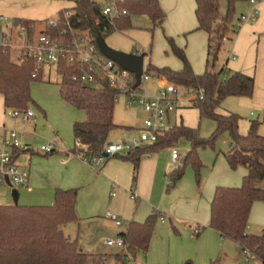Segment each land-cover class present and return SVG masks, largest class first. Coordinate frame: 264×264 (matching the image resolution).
Instances as JSON below:
<instances>
[{
    "label": "trees",
    "instance_id": "16d2710c",
    "mask_svg": "<svg viewBox=\"0 0 264 264\" xmlns=\"http://www.w3.org/2000/svg\"><path fill=\"white\" fill-rule=\"evenodd\" d=\"M73 1L75 7L70 10L73 13L70 19L72 28L88 31L94 38L96 34L105 39L113 32L130 30L132 17H148L154 27L161 26L165 20L158 0H124L122 7L127 15L113 21L102 17L101 7L93 0ZM194 1L197 30L209 36L204 73L196 75L193 72L184 50L176 47L171 39L182 69H158L148 64L144 74L164 78L179 87L201 90L203 98L195 99L191 104L198 110L200 119L208 118L216 124L215 130L210 138L202 139L197 129L182 124L174 125L155 144L135 149L124 159L133 164L136 176L142 157L164 148H172L180 139L186 140L190 150L181 164L169 173L171 188L182 178L186 164H190L198 176L202 164L197 150L206 146L213 147L217 138L227 133L230 149L224 158L230 169L244 168L247 175L242 179L240 187L215 189L210 204L209 228L217 231L222 238L237 243L243 251L264 264V228L259 235L247 233L253 204L264 202V137L258 134V122L252 121L248 133L242 136L238 132L237 115L217 112L226 98H250L253 94L252 76L231 72L225 66L216 69L215 65L222 38L232 23L235 6L248 0ZM222 1L226 2L224 15L219 10ZM23 23L35 25L34 22ZM57 31L44 24L45 34L56 36ZM77 71L78 67H71L64 61L56 66V73L61 78L58 83L59 94L65 103L86 115L83 122H75L72 126L75 146L71 152L80 157L94 156L102 152L110 133L119 129L113 122L119 94L109 87L106 78H99L92 86L73 82L72 75ZM34 73L36 77L32 78ZM42 74L43 69H38L23 53L13 59L9 50L0 49V96L4 107L27 108L32 102L30 85L33 81H42ZM75 200L76 190H56L54 203L49 207L0 206V264H87L88 256L80 250L77 241L68 239L61 230L62 226L77 221ZM161 218L165 219V216L155 211L142 224L130 222L126 233L119 235L125 241L126 253L136 259L138 251H147L155 225ZM115 258L119 261L123 259L120 256Z\"/></svg>",
    "mask_w": 264,
    "mask_h": 264
},
{
    "label": "crops",
    "instance_id": "0c3cea01",
    "mask_svg": "<svg viewBox=\"0 0 264 264\" xmlns=\"http://www.w3.org/2000/svg\"><path fill=\"white\" fill-rule=\"evenodd\" d=\"M171 1L173 5L171 12L174 14H178L181 7H183V10L186 9L187 13L191 10L195 11L196 9L194 0H158L161 9L164 11L167 10V6ZM104 4L105 0H103V5ZM244 5L245 13H249L252 6L248 1L244 2ZM74 7L75 3L73 0H0V16L7 18L11 22H34L35 26L40 23L42 24V30L45 22L64 11L72 10ZM255 8L258 11V16L254 23H239L237 27H231V25H229V29L235 30V35L233 42L228 46V51L230 56L234 57L235 60H232L230 64L227 59L222 67L225 66L226 69L231 72H239L253 77V94L250 98L240 97V104L249 107L251 109L249 116L251 118L256 116V122H261V125L264 126V0H257ZM190 23L183 32H189L191 30L199 31L197 30V21L196 23ZM202 32L204 33V38L206 37L207 57L209 36L204 31ZM131 53L135 55L140 54L137 51ZM146 57L147 56H145L144 61ZM188 57L190 58L189 54ZM217 112L223 115L233 114L223 111L221 106ZM238 118L240 122L242 118L239 116ZM85 119V113L79 111L73 124L75 122H83ZM251 122L252 121H250V123ZM14 123H16V121H14ZM18 123L19 126H13L11 128H15L23 133L22 139L25 144L28 145V149L19 154L17 163L21 168L28 171L29 181L27 187L23 188L20 195L17 192V205L18 202H21V206L45 205L42 207H49L54 203V192L56 190H76L74 210L77 222L78 220L88 222V229H91V227L97 229V225L100 222H106L116 227L114 223L106 217L107 214H113L124 223L122 230L118 231L116 229V231L106 233V238L111 240L114 237H118L121 233H126L130 222L138 224L144 223L147 217L150 216L152 212L156 211V207L164 206V199L168 197V204L175 205L176 209L179 208L184 210V213L185 210L188 209L190 214L185 215V213L182 215L177 211L178 209L174 210L175 208H172L171 205L170 207L167 206L169 209L168 213H166L168 218L165 216L164 220H159V224L156 223L155 230L149 243V247L151 246V260L152 258H156L160 259V261L163 262L162 264H170L171 254L174 251L179 256V260L187 264H262L252 254L247 253L245 255L244 251L237 243L222 238L217 231L209 228L210 221L207 219L205 211L201 214L204 205L199 199L195 198L189 202H183L182 199L175 200L176 197L174 198L173 193L178 192L177 188H175V192L168 195L165 194L163 183L164 177L167 176L171 170V148L170 153L165 158L161 156V153H149V155L142 157L135 176L133 164L125 160V156L109 159L102 166L93 168L84 165L80 160V156L73 154L65 145H60V152L55 157L49 159L45 157L44 160L34 159V152L31 144L33 142V137H35L34 132L41 126H44L45 123L41 116H36L35 123ZM1 126L6 127V124L0 122V127ZM117 126H119V129H116L118 131L117 133L121 136L120 140L123 141L131 140L135 137L132 135L133 131L139 132L142 124H138L134 127L131 125ZM244 131L245 128L241 127L242 134H244ZM107 143L117 142L111 140L109 135ZM147 146L149 145L143 146L142 148ZM20 158H22L21 162ZM227 167H229L227 162L226 164L221 162L220 169L225 171V179L223 182L217 181L209 183L207 186L202 184L200 192L205 193V189L207 188L208 199L210 198L211 200V196H214L217 187H238L239 177L243 179L247 175V170L244 168H239L241 170H239L240 172L237 175H234V173L229 174L226 172ZM132 191L137 195V200L135 201L130 198V193ZM11 201L13 205L10 206H14L15 203L12 195L10 199L5 191L0 188V205H9ZM255 209L261 212H255V214L252 215L254 217L258 216L260 213L257 221L259 229L256 234L259 235L264 228V204L257 203ZM162 214L164 215V213ZM172 216H175L173 223L171 220ZM190 222L193 224L195 223V225H191ZM64 226L61 227L63 234L68 239L72 240L70 235H68L67 232L65 233ZM172 231L178 235L177 238L173 235ZM100 232L102 233V231ZM247 233L253 234L248 230V226ZM192 234L199 237L198 241L192 242L194 241ZM186 241L188 243H186ZM227 241L234 243L238 248L237 259L232 262L229 261L230 258L227 257L225 252L219 251V248L221 250V246L224 248ZM77 243L80 250L88 256L87 264L90 259L96 257H98L100 262H103L102 256L104 255L89 253V250H93V246L89 244V247H85V245H80L78 241ZM116 248L117 250L111 255L114 258L115 256L123 258L125 250L119 247ZM109 257L110 255H105L104 259H108Z\"/></svg>",
    "mask_w": 264,
    "mask_h": 264
},
{
    "label": "rangeland",
    "instance_id": "374dc122",
    "mask_svg": "<svg viewBox=\"0 0 264 264\" xmlns=\"http://www.w3.org/2000/svg\"><path fill=\"white\" fill-rule=\"evenodd\" d=\"M98 3L99 6L103 5V0H93ZM172 1L167 6V10L164 11L165 14V22L161 26H153L152 22L148 17H132L131 24L132 28L125 32H113L105 37V42L107 46L110 48L123 52V53H131V52H139L140 54L145 53L147 57L144 61V68L151 64L153 67L158 69L168 68L172 71H179L182 69V63L180 59L175 55L173 46L170 40H173V44L184 50V54L193 70V72L197 75L203 74L206 69V37L204 38V33L202 31H189L183 32L190 22L196 23L195 11L191 10L187 13V10L181 7L178 11V14H174L171 12L172 10ZM182 9V10H181ZM220 14L224 15L226 12V2H220ZM168 11V12H167ZM245 13V5L243 3H238L235 6L233 12V20L230 24L231 27H237L239 24L240 15ZM190 23V24H192ZM42 24L38 23L36 26V31L41 30ZM225 35V34H224ZM229 44L221 47L220 52L218 54V58L215 62L216 69L222 67L225 61L228 59L231 64L232 59L229 54ZM12 58L18 57V51L13 49L11 50ZM190 55V58L188 57ZM211 61V59H210ZM60 76L55 72L53 67H45L42 74V81H33L30 85V96L32 102L28 105V107L36 114L37 117L41 116L44 121V126H41L39 129L34 132L35 137H33L32 149L34 152V159L44 160L45 157L47 159L51 157H55L59 154L60 145H65L69 150L74 149V137L72 133V125L73 121H75L77 111L75 108L63 102L59 94L58 83L60 82ZM162 79L157 76L150 75V80L141 86V90L144 94L149 97H155L162 85ZM166 80V79H165ZM177 86V85H176ZM184 98L179 99L177 102V106L175 111L171 114V121L174 125H180L190 128L197 129L200 138L208 139L213 134L216 124L208 119L202 118L200 119L198 110L188 101V93H184ZM221 109L225 112L237 114L241 119L239 122L238 132L240 135L245 136L248 133L250 127V121H256V116L251 118L250 112L251 109L246 107L243 104H240V97H229L226 98L221 105ZM4 106L2 97L0 96V122L6 124L7 128H11L13 126H19V123L10 120L3 114ZM45 116V117H44ZM145 118L144 114L140 111L137 105H133L129 108L125 105V98L122 95L117 96L116 103L114 107L113 114V122L115 125H123V126H136L138 124H142L143 119ZM258 126V134L264 137V126ZM241 127L245 128L244 134L241 133ZM115 130L111 132L110 139L114 142H121V136ZM132 139L138 137V132L133 131ZM55 142L57 147L55 148V152L53 154H42L38 150L42 145H47L49 143ZM177 148L179 151L180 159L178 164H181L182 159L186 156V154L190 150L189 143L180 139L174 148ZM230 149V138L227 133L222 134L217 138L213 147L206 146L204 148H199L197 150V156L202 164V169L198 176L196 175L194 169L190 164H186L184 174L182 178L171 188H169L170 180L168 175L164 177V191L165 194H171L175 192V188L178 189L177 193H173L175 200L182 199L183 202H189L192 199H199L204 207L202 208V212L205 211V215L207 219L210 221V204L213 198V195L208 199L207 197V188L205 189V193H201L202 184L208 185L209 183H214L217 181H224L225 179V171L220 169V164H226V160L224 158V154L227 153ZM157 153H161L164 158L168 156L170 153V148H164ZM156 153V154H157ZM21 154V153H20ZM155 154V153H154ZM153 154V155H154ZM19 159V156H18ZM22 158H20V162ZM19 162V163H20ZM226 166V165H225ZM226 169V168H225ZM239 168L232 170L227 167L226 172L229 174H239ZM242 177H239V186H241ZM221 187V186H220ZM229 187V186H226ZM5 191L7 196L11 199V189L7 187H0ZM235 188V187H231ZM176 189V190H177ZM19 195L22 193L23 188H16ZM168 197L164 199V206L156 207V211L164 213V216L167 217L168 207L170 205L172 208H175V205L168 204ZM179 201V202H182ZM264 204V202H256L253 204L249 220H248V230H250L254 235L257 234L259 229L258 216H260V210L256 211V204ZM0 205V206H10ZM21 202H18V206H21ZM14 206H16L14 204ZM45 206V205H39ZM178 209V210H177ZM175 208L174 210L179 211L180 214L188 215L190 214L189 210H181L179 208ZM255 210V211H254ZM254 212V213H253ZM255 212H260L258 216H252ZM166 214V215H165ZM168 218V217H167ZM175 219V216H172V223ZM252 220V221H251ZM77 222V221H76ZM69 223L64 226L65 233L72 238V240H77L80 245H85V247L93 246V250H89V253H94L95 255L102 254L103 262H100L98 257L94 259H90L88 264H124L125 261H119L115 259L111 254L114 253L117 248L116 247H107L104 243L109 240L106 237V233L110 231H118L123 228H116L113 225L111 226L109 223L100 222L97 225V229L91 227L88 229L89 224L84 220H78L76 223ZM159 221H157L158 223ZM169 223V222H168ZM159 224V223H158ZM191 225H195L190 222ZM170 226V223L168 224ZM205 227V226H201ZM63 229V230H64ZM171 229V228H170ZM157 230V229H156ZM102 231V233L100 232ZM99 232V233H98ZM173 232V235L177 234ZM93 233V235H92ZM117 237L112 238L111 240L116 239ZM192 238L196 242L199 237H196L192 234ZM186 243H188L186 241ZM105 245V246H104ZM119 249V248H118ZM220 252H225L227 257H229V261H233L237 259L238 248L236 245L230 241L225 243L224 248L221 246ZM174 252V251H173ZM171 254L170 264H187L186 262L179 260V256L174 252ZM151 246L148 247L147 251H138L136 254V263L137 264H162L163 262L160 259L152 258L151 260ZM105 255H110L108 259H104ZM167 257V256H165ZM163 258V256H162ZM155 259V260H154ZM154 260V261H153ZM228 261V262H229ZM126 264V263H125ZM231 264V263H229Z\"/></svg>",
    "mask_w": 264,
    "mask_h": 264
},
{
    "label": "built area",
    "instance_id": "2783aa9c",
    "mask_svg": "<svg viewBox=\"0 0 264 264\" xmlns=\"http://www.w3.org/2000/svg\"><path fill=\"white\" fill-rule=\"evenodd\" d=\"M252 6L249 13H244L239 18L240 24L254 23L258 16L255 6L257 0H248ZM124 0H105L101 7L103 18L113 21L127 15L122 7ZM73 13L70 10L64 11L54 18L48 20L45 26L58 30L56 36L45 34L44 28L36 31L34 24L25 25L23 22H11L0 16V49H15L19 53L32 60L38 69L53 67L64 61L71 67H78V71L72 75V81L84 86H92L99 78H106L111 89L116 90L119 95L124 96L127 108L137 105L143 112L145 118L142 121L138 137L131 140H123L117 143H107L102 152L94 156L80 157L81 162L93 168H98L109 159L126 156L129 152L142 148L146 145L155 144L159 137L170 131L174 124L171 121V114L174 112L179 99L184 98L188 93V101L202 99L203 92L194 88H183L162 79V85L155 97H149L141 90L142 84L150 80V75L141 76L140 85L134 87V76L121 69L116 63L100 53L95 43V38L88 31L75 30L72 28L70 19ZM235 30L228 28L221 41V47L232 43ZM218 58V57H217ZM216 58V60H217ZM235 60L234 57H231ZM36 74H32L35 78ZM118 95V96H119ZM4 116L12 121L23 124L35 123L36 114L29 108H4ZM23 133L15 128L0 127V187L9 189L26 188L29 181V173L21 168L18 163L20 153L28 149V145L22 139ZM55 142L42 145L38 150L48 155L55 152ZM69 154V153H68ZM179 151L171 148V170H174L179 161ZM170 185V184H169ZM132 200H137L134 191L130 193ZM106 217L118 228L124 223L113 214ZM164 220L163 218L160 219ZM107 247H119L125 250L124 261L126 264H137L131 255L126 253L125 241L122 236L105 242ZM245 255L248 253L244 251Z\"/></svg>",
    "mask_w": 264,
    "mask_h": 264
},
{
    "label": "water",
    "instance_id": "95a60500",
    "mask_svg": "<svg viewBox=\"0 0 264 264\" xmlns=\"http://www.w3.org/2000/svg\"><path fill=\"white\" fill-rule=\"evenodd\" d=\"M95 43L102 55L116 63L121 69L131 73L134 76L135 88L140 85L141 76L143 74L145 54L135 55L132 53H123L114 50L107 46L105 39L100 34L95 35ZM11 195L15 205H17V190L11 189Z\"/></svg>",
    "mask_w": 264,
    "mask_h": 264
}]
</instances>
